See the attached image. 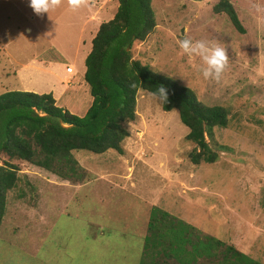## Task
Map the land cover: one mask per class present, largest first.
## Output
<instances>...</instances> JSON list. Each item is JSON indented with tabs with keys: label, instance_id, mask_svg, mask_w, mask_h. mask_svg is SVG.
Returning a JSON list of instances; mask_svg holds the SVG:
<instances>
[{
	"label": "rangeland",
	"instance_id": "1",
	"mask_svg": "<svg viewBox=\"0 0 264 264\" xmlns=\"http://www.w3.org/2000/svg\"><path fill=\"white\" fill-rule=\"evenodd\" d=\"M215 1L150 0L154 29L131 55L225 109L226 124L207 138L216 160L192 164L177 111H163L139 90L122 154L71 151L86 181L14 161L20 179L6 192L0 264H139L152 208L264 264V0H229L242 33L224 12L211 11ZM117 4L90 0L73 11L65 0L38 16L29 0H0V93H52L57 106L83 115L91 100L83 60ZM185 37L226 49L218 82L203 77L199 57L181 54Z\"/></svg>",
	"mask_w": 264,
	"mask_h": 264
},
{
	"label": "trees",
	"instance_id": "2",
	"mask_svg": "<svg viewBox=\"0 0 264 264\" xmlns=\"http://www.w3.org/2000/svg\"><path fill=\"white\" fill-rule=\"evenodd\" d=\"M112 17L98 24L85 55L83 80L91 98L83 115L55 104L50 93L8 90L0 93V223L6 192L19 181L14 161H25L61 180L82 183L88 172L72 150L99 154L113 149L122 154L125 125L135 117L136 93L150 94L163 86L168 102L163 111L176 110L187 127L183 139L193 144L187 153L192 164L211 163L217 151L207 143L212 126L226 124V111L205 105L194 92L172 78L152 71L132 58L134 42L143 41L155 26L150 0H117ZM213 13L224 12L232 27L244 32L229 0H216ZM139 264H262L231 244L151 209Z\"/></svg>",
	"mask_w": 264,
	"mask_h": 264
},
{
	"label": "clouds",
	"instance_id": "3",
	"mask_svg": "<svg viewBox=\"0 0 264 264\" xmlns=\"http://www.w3.org/2000/svg\"><path fill=\"white\" fill-rule=\"evenodd\" d=\"M62 3H65V0H29V6L38 16H42L44 13L49 14L50 11L55 10ZM66 3L69 8L75 11L81 7L89 6L90 0H66ZM253 7L259 10L258 5ZM178 43L182 55L186 54L189 57H199L201 59L200 71L205 79L211 78L217 82L221 79L229 60L224 47L210 45L203 40L193 41L188 37L178 41ZM152 96L162 104L168 102V93L163 86L158 87L157 91L152 93Z\"/></svg>",
	"mask_w": 264,
	"mask_h": 264
},
{
	"label": "crops",
	"instance_id": "4",
	"mask_svg": "<svg viewBox=\"0 0 264 264\" xmlns=\"http://www.w3.org/2000/svg\"><path fill=\"white\" fill-rule=\"evenodd\" d=\"M98 26V25H97ZM97 29V28H96ZM93 37V36H92ZM90 45H91V43H90ZM90 50V49H89ZM66 67H68V66H66ZM70 68H71V70H70V72H72L73 71V67H71V66H69ZM66 83H68V81H66ZM33 92V91H32ZM51 95H52V97L54 98V100H56L55 99V96H54V94H52V93H50ZM56 104V103H55Z\"/></svg>",
	"mask_w": 264,
	"mask_h": 264
},
{
	"label": "built area",
	"instance_id": "5",
	"mask_svg": "<svg viewBox=\"0 0 264 264\" xmlns=\"http://www.w3.org/2000/svg\"><path fill=\"white\" fill-rule=\"evenodd\" d=\"M66 72H70L71 68L68 66L65 68Z\"/></svg>",
	"mask_w": 264,
	"mask_h": 264
}]
</instances>
